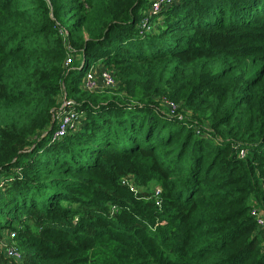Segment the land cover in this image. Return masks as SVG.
<instances>
[{
  "label": "trees",
  "instance_id": "16d2710c",
  "mask_svg": "<svg viewBox=\"0 0 264 264\" xmlns=\"http://www.w3.org/2000/svg\"><path fill=\"white\" fill-rule=\"evenodd\" d=\"M155 1L0 0L13 264H264V0ZM94 65L116 85L85 90Z\"/></svg>",
  "mask_w": 264,
  "mask_h": 264
},
{
  "label": "built area",
  "instance_id": "2783aa9c",
  "mask_svg": "<svg viewBox=\"0 0 264 264\" xmlns=\"http://www.w3.org/2000/svg\"><path fill=\"white\" fill-rule=\"evenodd\" d=\"M175 0H156L153 5L155 13L159 12L164 4L168 5ZM145 23V22H144ZM145 26V24H143ZM75 50L70 49L68 57L66 58L65 65L70 66L76 61ZM101 65H94L87 72L83 78V88L88 92H95L102 88H112L116 85V78L112 70L101 68ZM72 103L67 101L66 98L57 111L58 117V129L54 133V139L60 138L66 134L69 130H74L79 120L81 119L82 112L71 105ZM174 107V104H172ZM246 152L242 151L243 156ZM251 215L255 219L257 225L264 229V213L257 207L253 206ZM0 255L10 262L5 264L22 263L25 257V253L18 246L17 232L14 230L8 231L5 236L0 237Z\"/></svg>",
  "mask_w": 264,
  "mask_h": 264
},
{
  "label": "rangeland",
  "instance_id": "374dc122",
  "mask_svg": "<svg viewBox=\"0 0 264 264\" xmlns=\"http://www.w3.org/2000/svg\"><path fill=\"white\" fill-rule=\"evenodd\" d=\"M177 1H179V0H177ZM80 63V61H76L73 65H78Z\"/></svg>",
  "mask_w": 264,
  "mask_h": 264
}]
</instances>
